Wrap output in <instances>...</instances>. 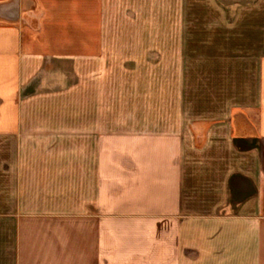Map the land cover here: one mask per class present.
<instances>
[{
  "label": "crops",
  "instance_id": "0c3cea01",
  "mask_svg": "<svg viewBox=\"0 0 264 264\" xmlns=\"http://www.w3.org/2000/svg\"><path fill=\"white\" fill-rule=\"evenodd\" d=\"M0 264H264V0H0Z\"/></svg>",
  "mask_w": 264,
  "mask_h": 264
}]
</instances>
